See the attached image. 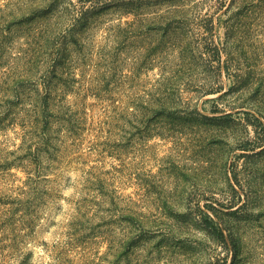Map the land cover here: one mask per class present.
<instances>
[{
  "label": "rangeland",
  "instance_id": "374dc122",
  "mask_svg": "<svg viewBox=\"0 0 264 264\" xmlns=\"http://www.w3.org/2000/svg\"><path fill=\"white\" fill-rule=\"evenodd\" d=\"M241 1L0 0V264H264V0Z\"/></svg>",
  "mask_w": 264,
  "mask_h": 264
},
{
  "label": "trees",
  "instance_id": "16d2710c",
  "mask_svg": "<svg viewBox=\"0 0 264 264\" xmlns=\"http://www.w3.org/2000/svg\"><path fill=\"white\" fill-rule=\"evenodd\" d=\"M240 2L242 1L230 0L228 5L230 6L236 3L238 4L237 8L241 10ZM85 16L82 17V21H85L87 23L92 17H90L91 14H87ZM23 80H25V78L21 81ZM54 94H56V92H54ZM20 95L21 94L15 95L16 99H18ZM52 98V90L50 89V86L44 84L42 93H36L33 99V105L30 106L29 109L20 110V113L22 115L20 118V126L22 127L21 144L25 146V150L28 153L26 155V158L29 159L27 160L28 164L34 168V173H32L33 177L37 176L40 172V155L42 152L46 151L43 150V147L49 142V133L52 124V119L56 116L55 108L51 106ZM7 111L10 112L9 109H7ZM29 171H31V169L25 171V173L27 175H31V172ZM14 202L17 205L23 204V200L15 199ZM69 226L72 231H76L78 229V226L75 223L70 224ZM72 235L73 234L67 235L68 242H64L65 245L70 246V242L73 241V237H71Z\"/></svg>",
  "mask_w": 264,
  "mask_h": 264
}]
</instances>
